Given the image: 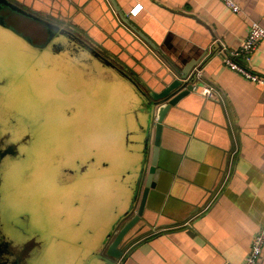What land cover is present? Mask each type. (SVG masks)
<instances>
[{
    "label": "crops",
    "instance_id": "obj_1",
    "mask_svg": "<svg viewBox=\"0 0 264 264\" xmlns=\"http://www.w3.org/2000/svg\"><path fill=\"white\" fill-rule=\"evenodd\" d=\"M20 1L31 12L48 14L64 22L75 21L89 42L104 45L109 53L115 54L116 58L110 60L135 80L147 81L153 74L155 60L149 53L165 63L148 43L122 25L111 0ZM113 1L164 57L183 65L201 59L194 68V72H201L197 86H216L222 99H209L195 90L171 109L162 131L161 178L157 189L150 193L143 218L123 242V255L116 259L106 256L105 251L124 224L126 219L122 215L130 208L131 200L123 202L117 217L120 225L112 228L110 239L106 238L92 251L90 261H83L243 264L253 236L264 221V84L230 70L220 51L239 47L254 21L264 27V0H235L241 7L238 13L222 0ZM137 4L142 9L132 15L131 10ZM64 54L74 59L72 51L65 50ZM93 60L102 64L97 58ZM118 60L129 63L140 75L134 76L123 68L127 64L122 66ZM104 65L118 76H114L117 83L112 84L121 83L128 93L124 99L128 107L124 124L132 141L128 142V164L124 167L133 171L135 177L144 159L143 146L137 143L142 136L132 133L137 118L132 115L136 112L141 116L136 86L114 67ZM248 66L264 76V40ZM91 68L85 74L96 76ZM141 87L144 88L142 84ZM153 141L152 136L147 164ZM134 155L138 159L133 165ZM130 183L133 184L131 180ZM258 264H264V250Z\"/></svg>",
    "mask_w": 264,
    "mask_h": 264
},
{
    "label": "rangeland",
    "instance_id": "obj_2",
    "mask_svg": "<svg viewBox=\"0 0 264 264\" xmlns=\"http://www.w3.org/2000/svg\"><path fill=\"white\" fill-rule=\"evenodd\" d=\"M46 31L0 7V134L8 143L20 130L17 154L0 165V240L19 264H85L119 227L123 202L136 198L134 172L124 167L128 93L103 63L84 62L88 53L72 66L71 47H48ZM91 67L96 76L85 74Z\"/></svg>",
    "mask_w": 264,
    "mask_h": 264
},
{
    "label": "water",
    "instance_id": "obj_3",
    "mask_svg": "<svg viewBox=\"0 0 264 264\" xmlns=\"http://www.w3.org/2000/svg\"><path fill=\"white\" fill-rule=\"evenodd\" d=\"M110 4L116 10L115 12L122 25L136 33L143 41L148 43L152 50L156 51L164 59L165 63L157 59L152 53H149V56L155 60L156 67L151 72L153 74L147 81L143 78H137L136 80L131 78L125 70L110 60L116 58L115 54L109 53L104 45L89 42L84 32L77 27L78 24L75 21L64 22L48 14L44 15L43 13L42 15L31 12L25 2H21L20 0H0V7H7L37 21L39 24L45 25L47 27V38L50 42L69 43L75 46L76 48L73 49L79 53L91 54L100 62L117 69L120 74L129 78L136 86L137 97L139 98L138 108L141 116L136 115L137 118L135 119L134 131L132 133L142 136L137 143H141L143 146L144 159L140 162V168L135 174L134 192L136 193V198L132 201L130 208L122 215V218L126 219L124 224L106 246L105 255L119 259L124 253L122 245L126 236L143 218L150 193L158 187L162 173V169L159 166V154L162 131L166 125L167 116L173 107H176L182 99L195 91V87L198 84L194 68L199 65L201 59L191 60L183 65L179 61L176 62L164 57L152 41L145 38L136 30L127 14L113 0L110 1ZM118 63L122 64V66L123 64H127L122 63L120 60H118ZM128 64L124 65L123 68L128 71L130 70L134 76H137L139 72L135 69L136 73L133 67ZM141 84L145 89L141 87ZM152 136L154 137L152 156L148 165V152L152 144Z\"/></svg>",
    "mask_w": 264,
    "mask_h": 264
},
{
    "label": "built area",
    "instance_id": "obj_4",
    "mask_svg": "<svg viewBox=\"0 0 264 264\" xmlns=\"http://www.w3.org/2000/svg\"><path fill=\"white\" fill-rule=\"evenodd\" d=\"M222 2L229 7L233 12H240L241 7L235 0H222ZM142 9V5H136L132 10V15H137ZM264 40V27H262L258 22L254 21L251 25L249 33L242 40L239 47L232 50H227L226 48L221 49L223 54V60L225 65L232 71L242 75L244 78L259 84H264V76L255 72L251 69L248 64L252 60V55L257 49L260 42ZM196 79L201 78V72L196 70L194 72ZM196 91H199L202 95L209 99H222V94L212 84H206L204 86L195 87ZM201 88V89H200ZM200 89V90H199ZM264 250V221L261 224L260 229L254 234L250 251L246 256L245 262L243 264H258L261 255Z\"/></svg>",
    "mask_w": 264,
    "mask_h": 264
},
{
    "label": "flooded vegetation",
    "instance_id": "obj_5",
    "mask_svg": "<svg viewBox=\"0 0 264 264\" xmlns=\"http://www.w3.org/2000/svg\"><path fill=\"white\" fill-rule=\"evenodd\" d=\"M58 43H61V42H58ZM56 44L57 43H53V41H51L49 43L48 47L49 46L56 47ZM66 44L69 47H71L69 49L73 53H75L74 59L73 60H69V61H71L69 63L72 64V66H77L78 64H80V65L83 64L81 61H78L76 59V58L79 57V55L76 54V53H78V51L77 50L75 51L74 49H72V48H76V47L75 46H71V44H69V43H66ZM89 57L91 58V60L94 59L93 56L87 55L86 57H83L84 58L83 61L85 62L86 58H89ZM27 129H28V132H27L28 135H26V137L29 138L27 140V143H29L32 139H35V134H34V129H33L32 125H31V127L28 126ZM19 132H20V130H18V132L16 131V133L13 132V138H10L8 143L5 142V140L2 138L3 137L2 134H0V165L2 164V161H3L4 157L7 155V153H11V154H15L16 153L17 154L16 146L14 144L15 143V141H14L15 140L14 139V133L18 136L20 134ZM6 145H8L7 146L8 149L5 148ZM69 169L70 168L67 167V168H64L63 170L64 171H70ZM71 171H72V173L74 172V170H71ZM2 245H4V244L0 240V249L1 250H6L9 254H7V255L0 254V264H19V262H20L19 259H16V257H14V255H13L14 252H12L10 250V247H11L10 245H12V244H5L4 247H2ZM15 247H17V246L15 245ZM27 247H28V244H24V245L18 246L17 248L20 249V251H24V250L27 249ZM3 256H6V257H3Z\"/></svg>",
    "mask_w": 264,
    "mask_h": 264
}]
</instances>
